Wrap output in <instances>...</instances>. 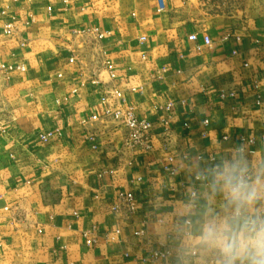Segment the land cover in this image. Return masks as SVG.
<instances>
[{
  "label": "crops",
  "instance_id": "obj_1",
  "mask_svg": "<svg viewBox=\"0 0 264 264\" xmlns=\"http://www.w3.org/2000/svg\"><path fill=\"white\" fill-rule=\"evenodd\" d=\"M207 1L0 0V65L25 69L0 72V264H176L197 171L264 160V0ZM108 89L152 123L149 148L102 119Z\"/></svg>",
  "mask_w": 264,
  "mask_h": 264
},
{
  "label": "clouds",
  "instance_id": "obj_2",
  "mask_svg": "<svg viewBox=\"0 0 264 264\" xmlns=\"http://www.w3.org/2000/svg\"><path fill=\"white\" fill-rule=\"evenodd\" d=\"M196 179L203 191L188 193L173 228L176 264H264V160L238 148Z\"/></svg>",
  "mask_w": 264,
  "mask_h": 264
},
{
  "label": "built area",
  "instance_id": "obj_3",
  "mask_svg": "<svg viewBox=\"0 0 264 264\" xmlns=\"http://www.w3.org/2000/svg\"><path fill=\"white\" fill-rule=\"evenodd\" d=\"M160 10L162 11L163 4L162 1H159ZM30 22H34L32 16H29V20L26 23L28 25ZM16 33V28L11 24H5L3 27V34L8 37H12ZM84 34H90L95 36V40L98 42L104 38V34L98 32L97 29H87L84 30ZM82 33V34H83ZM144 41V39H142ZM198 37L196 34H191L188 36V41L196 44ZM203 46L207 48H211L212 42L208 36H203L202 38ZM196 50L200 49L199 45H196ZM102 56L105 58L106 53L102 52ZM77 61L76 56H71L69 58V63H74ZM108 65V62H106ZM110 70V67H108ZM25 71L22 65H0V72L6 77L14 72L23 73ZM111 79H114V74L110 71ZM225 94H221L220 98L224 99ZM228 97H234L233 94H229ZM102 104H104L105 109L103 113L102 119L109 122H116L122 127L125 131L124 143L128 149H138V148H149L151 133L153 130V125L151 122L147 120L138 119L133 113L132 109L124 108L122 105V97L120 92L115 89H108L102 98ZM262 102V98L260 95H256L255 104L256 106H260ZM100 118L96 116H92L91 120H99ZM0 132H3L2 127L0 126ZM54 132H48L41 134L39 139L41 142H47L52 136ZM93 138L89 136V140ZM264 141V138L262 139ZM135 209V199L131 194H124L120 196V201L116 206H114L113 211L115 213L126 212L127 214H132ZM116 234H119V231H116ZM85 244L90 246L93 244V240L89 238L87 234H83ZM169 256V252H153L151 254L152 259L164 260Z\"/></svg>",
  "mask_w": 264,
  "mask_h": 264
},
{
  "label": "rangeland",
  "instance_id": "obj_4",
  "mask_svg": "<svg viewBox=\"0 0 264 264\" xmlns=\"http://www.w3.org/2000/svg\"><path fill=\"white\" fill-rule=\"evenodd\" d=\"M201 2L203 3H205L206 4V6H208V4H210V5H212V1H207V0H201ZM233 3H235L236 4V7L239 9H243V2L241 1V0H236L235 2H233ZM213 7V6H212Z\"/></svg>",
  "mask_w": 264,
  "mask_h": 264
}]
</instances>
